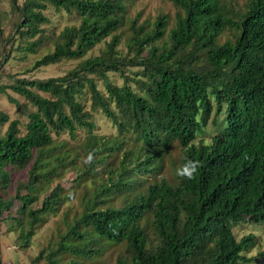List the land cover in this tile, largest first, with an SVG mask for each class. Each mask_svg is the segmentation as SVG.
<instances>
[{
	"label": "trees",
	"instance_id": "1",
	"mask_svg": "<svg viewBox=\"0 0 264 264\" xmlns=\"http://www.w3.org/2000/svg\"><path fill=\"white\" fill-rule=\"evenodd\" d=\"M135 1L12 0L15 36L5 35L0 11L7 61L45 47L34 68L80 60L61 76L0 80V95L11 89L27 102L9 97L27 118L25 131L0 110V128L8 123L0 130V222L29 247L69 190L90 181L82 208L64 211V230L36 262L95 264L115 245L112 264L264 262L257 233L235 232L264 223V0H170L173 19L143 21L129 14ZM50 8L76 23L50 31ZM108 37L100 55L84 58ZM94 111L118 133H95ZM187 159L202 165L192 180L177 175Z\"/></svg>",
	"mask_w": 264,
	"mask_h": 264
},
{
	"label": "rangeland",
	"instance_id": "2",
	"mask_svg": "<svg viewBox=\"0 0 264 264\" xmlns=\"http://www.w3.org/2000/svg\"><path fill=\"white\" fill-rule=\"evenodd\" d=\"M23 0H18L21 3ZM239 2H243V0H238ZM13 2L12 0H0V11L3 16L4 23V31L5 35L10 33H14V21L18 18L16 14L12 10ZM129 14L131 16H135L137 13H140V21L144 19L154 20L158 14L167 13L170 14L172 19L175 17L176 8L170 0H136L135 2L129 3ZM48 15L51 18V23L48 25L49 30L60 31L64 26L68 24L76 23L73 16L69 15L65 11H56L54 8H50L48 11ZM121 33V30L118 31ZM16 35V32L13 36ZM128 35V31L125 30L121 39V43L119 44V49L122 53L127 51L126 48V38ZM225 37H223L224 39ZM111 40V37L106 38L104 41L97 44L92 50H90L87 55L96 56L100 55L107 47L108 42ZM6 48L3 49L0 47V80L7 82L11 81L14 77H26L29 79L40 78L46 79L49 77L61 76L64 75L70 68L74 67L80 60H64L60 63L51 64L48 66H41L39 68L33 67V60L36 57L41 56L46 49H51V47H45L41 50L38 55H30L29 58L24 59L20 56L19 53L12 52V56L5 59V51L8 52L11 46L6 43ZM112 78L116 83L122 84L123 78L119 73L112 74ZM99 85L101 89H104V86L99 81ZM10 96L17 98L20 103H27L26 99L11 89L8 90V93L0 95V110L9 114L10 119L19 118L22 121L21 129L25 131L24 123L27 121L25 115L20 113L18 106L11 102ZM94 120L96 121L95 133L103 134L107 136L115 135L118 133V129L116 126L102 113L98 111H94ZM8 127V123L2 125L0 130L3 133ZM212 129L208 128L207 134L211 133ZM85 131L80 130L79 136L77 139H81L84 136ZM55 135V134H54ZM206 135H200L201 139H208ZM56 141H61L62 139H66L70 145H73L75 141L72 139L69 134H63L61 136H56ZM180 147L177 146L176 150L171 153V157L176 161L180 156ZM164 173L168 176L172 175V168L166 167ZM76 174L74 171L69 170L65 176V186L66 188L75 187L73 184V179ZM85 189H92L91 182L81 184L80 187L75 188L74 190H69L73 194L72 198L66 202L64 206L60 209L57 214L49 215L45 224L37 230L36 235L32 238V244L29 247H21L19 243V232L7 229L9 226L6 223L0 222V264H45V260H40L39 262L35 261V258L38 256L39 252L48 247L52 242H54L58 238L59 231H63L64 226V211L68 208L72 213L77 212L82 208V197L84 195ZM73 191V192H72ZM256 232L259 236V246L264 248V223L258 225H252L248 223H244L243 225L235 228V232L237 236L240 238L244 234L250 232ZM120 246L115 245L100 258L95 264H112L117 256L118 250ZM257 248H255L252 253H256ZM255 264H264L263 261L255 263Z\"/></svg>",
	"mask_w": 264,
	"mask_h": 264
},
{
	"label": "clouds",
	"instance_id": "3",
	"mask_svg": "<svg viewBox=\"0 0 264 264\" xmlns=\"http://www.w3.org/2000/svg\"><path fill=\"white\" fill-rule=\"evenodd\" d=\"M205 144L208 141L205 139ZM93 154H89L87 157V162H91L93 160ZM202 167L200 161L187 159L185 163L177 169V175L182 179L192 180L195 178L196 174L198 173L199 169Z\"/></svg>",
	"mask_w": 264,
	"mask_h": 264
}]
</instances>
